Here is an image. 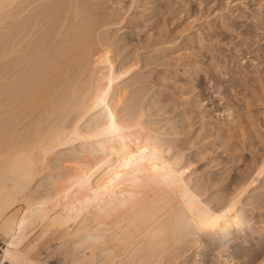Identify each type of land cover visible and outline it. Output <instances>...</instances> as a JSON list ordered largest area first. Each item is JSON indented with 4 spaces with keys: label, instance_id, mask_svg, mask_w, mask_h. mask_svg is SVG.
I'll list each match as a JSON object with an SVG mask.
<instances>
[{
    "label": "bare ground",
    "instance_id": "1",
    "mask_svg": "<svg viewBox=\"0 0 264 264\" xmlns=\"http://www.w3.org/2000/svg\"><path fill=\"white\" fill-rule=\"evenodd\" d=\"M98 5L0 0V264H186L241 229L240 200L264 178L263 161L206 198L145 95L122 86V22Z\"/></svg>",
    "mask_w": 264,
    "mask_h": 264
},
{
    "label": "rangeland",
    "instance_id": "2",
    "mask_svg": "<svg viewBox=\"0 0 264 264\" xmlns=\"http://www.w3.org/2000/svg\"><path fill=\"white\" fill-rule=\"evenodd\" d=\"M98 1L122 22L112 35L122 29L114 48L130 97L145 95L141 103L193 164L206 198L240 191L264 161V0ZM250 190L237 207L241 229L207 238L186 264L264 261V178ZM54 244L48 238L39 253Z\"/></svg>",
    "mask_w": 264,
    "mask_h": 264
}]
</instances>
